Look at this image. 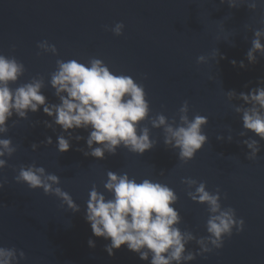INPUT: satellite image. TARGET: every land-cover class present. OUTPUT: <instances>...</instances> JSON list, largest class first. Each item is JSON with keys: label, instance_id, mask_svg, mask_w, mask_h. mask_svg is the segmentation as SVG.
Segmentation results:
<instances>
[{"label": "water", "instance_id": "95a60500", "mask_svg": "<svg viewBox=\"0 0 264 264\" xmlns=\"http://www.w3.org/2000/svg\"><path fill=\"white\" fill-rule=\"evenodd\" d=\"M252 2L257 3L254 11L247 7ZM119 22L124 29L117 36L110 29ZM257 29H264V0H238L236 8L220 0H0V54L15 57L25 66L23 76L10 83L12 89L42 76L47 101L58 103L49 84L57 59L85 64L101 59L114 74L143 84L150 113L140 127L147 126L150 139L157 142L143 155L120 147L116 155L103 160L77 151L87 150L86 140H73L71 149L60 153L56 137L61 130L44 126L43 121L51 118L42 108L30 112L27 119L14 115L8 121V133L0 137H10L17 147L11 158L6 157L8 166L0 169V182L6 181L0 189V246L23 250L27 259L20 264H149L126 246L109 256L104 246L110 241L94 237L84 219L94 184L111 198L103 188L111 170L127 173L137 182L150 179L168 185L178 196L174 205L182 217L178 227L197 238L209 235V212L206 204L191 200L181 181L205 182L211 193L219 188L222 208L235 209L236 217L245 222L243 231L237 233L234 228L222 248L197 255L187 264H264V140L251 131L245 137L239 135L244 129L234 105L243 102L227 97L230 90L247 93L264 79V56L257 54L256 64L246 59ZM45 40L56 46L57 55L37 47ZM217 50L224 59L213 58ZM201 55L208 59L198 64ZM240 61L245 68L239 67ZM185 100L190 119L199 114L209 121L203 127L208 142L187 163L179 160L178 149L165 146L163 129L150 124L158 113L169 121L175 118L178 124ZM36 121L40 123L34 126ZM73 135L87 137L88 132L79 129ZM229 135L232 142L227 141ZM49 136L53 144H41ZM218 136L225 139L217 140ZM247 138L261 146L255 160L246 159L249 150L241 141ZM33 143L40 145L36 151H32ZM33 162L60 178L59 186L80 206V212L73 213L42 189L32 190L15 181L19 167ZM89 238L95 248L88 246ZM186 251L197 253L199 246L192 241Z\"/></svg>", "mask_w": 264, "mask_h": 264}, {"label": "clouds", "instance_id": "9594fccd", "mask_svg": "<svg viewBox=\"0 0 264 264\" xmlns=\"http://www.w3.org/2000/svg\"><path fill=\"white\" fill-rule=\"evenodd\" d=\"M229 7H238V0H220ZM251 10L257 8V3L247 4ZM124 24L116 23L110 30L117 36L123 34ZM264 29L253 32L251 47L246 53L249 64H256L257 54L264 56ZM37 47L43 53L57 55V48L47 40L39 42ZM40 53H38L39 55ZM213 58L224 59L219 50L213 52ZM207 57L201 55L197 63H206ZM217 62H219L217 60ZM236 66L235 60L231 61ZM57 69L51 73L49 84L54 89L58 103H49L42 89L45 87L42 76L33 77L30 82L12 89L10 83H15L25 72V66L15 57L0 54V137L9 131L8 121L15 115L27 119L28 114L43 110L51 120L43 121L46 128L60 134L56 137V148L60 153L69 151L72 141L86 140L87 150L78 148L85 157L91 156L99 160L106 155H116L117 149L123 147L129 152L143 155L156 145L150 139L147 126L140 123L149 117L150 105L146 98L143 84H138L131 76L114 74L109 67L98 58H92L87 63L76 59L64 61L57 59ZM240 68H245L244 61L239 62ZM260 86L249 92L235 90L227 92L229 101L239 100L243 103L234 105L236 113L241 114L242 127L239 135L245 137L251 131L264 140V79L258 81ZM247 87V85H245ZM189 104L185 100L179 108V123L171 121L162 113L151 118L153 128H162L164 144L172 150H179L178 158L187 163L208 142L203 133V127L208 124V118L199 114L189 118ZM16 121H13V125ZM40 121H36L39 124ZM88 132L87 137L73 135L76 130ZM223 136L217 140L223 141ZM233 137H227L232 142ZM249 150L246 159L255 160L261 151L256 139L247 138L241 141ZM41 144L52 145V137H46ZM39 144L31 145L36 151ZM17 151L12 139L0 138V169L7 167V158ZM15 171V169H14ZM163 174V172H161ZM17 183L26 184L30 189H42L45 195H52L61 200L73 213L81 211L71 195L59 185L60 178L48 173L43 166L35 162L21 165L14 177ZM188 187L187 195L194 202L207 205L209 217L206 222V237L197 238L191 231H182L178 225L182 217L174 205L178 196L168 185L143 179L137 182L127 173L118 174L109 170L104 190L111 194L107 198L94 184L89 191L84 219L89 223L94 237L103 238L107 243L104 248L109 256L115 254L121 246L138 255L142 261L149 264H187L196 259L197 255L210 253L213 249L223 247L225 236L231 237L233 229L243 231L244 220L236 217L232 207L222 208L220 189L215 193L206 190L205 182H197L192 178L181 181ZM0 182V189L4 188ZM194 188V191L191 189ZM199 246V252L186 251V246L192 242ZM88 246L95 248V241L88 240ZM27 257L23 250L15 247L0 246V264H20Z\"/></svg>", "mask_w": 264, "mask_h": 264}]
</instances>
